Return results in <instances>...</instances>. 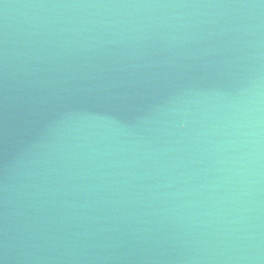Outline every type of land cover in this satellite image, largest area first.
I'll return each mask as SVG.
<instances>
[{
  "label": "water",
  "instance_id": "obj_1",
  "mask_svg": "<svg viewBox=\"0 0 264 264\" xmlns=\"http://www.w3.org/2000/svg\"><path fill=\"white\" fill-rule=\"evenodd\" d=\"M0 264H264V0H0Z\"/></svg>",
  "mask_w": 264,
  "mask_h": 264
}]
</instances>
